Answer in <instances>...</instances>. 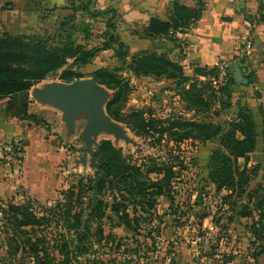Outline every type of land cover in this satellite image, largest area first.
Instances as JSON below:
<instances>
[{
  "label": "rangeland",
  "instance_id": "374dc122",
  "mask_svg": "<svg viewBox=\"0 0 264 264\" xmlns=\"http://www.w3.org/2000/svg\"><path fill=\"white\" fill-rule=\"evenodd\" d=\"M85 1L74 0L70 4L71 7L45 9V15L41 17L40 22L24 23L20 26L22 28L16 27L21 24H11L3 20L6 24L0 22V34L25 35L49 46L70 41L86 49L100 48L109 42L112 33L106 23L110 15L108 13L99 17H88L82 10ZM92 4L90 0V10H95ZM246 43H251V40L249 39ZM241 59L243 60L241 57L234 60L235 64ZM70 62L71 60L68 64ZM223 63L231 73L232 65ZM237 65L240 67L239 64ZM61 71L47 76L33 86L30 90L31 94L33 90L42 89L50 84H67L59 79ZM121 76L128 79L130 84L126 99L121 103L122 105H119L121 106L119 113L122 117H126L133 110L142 113L151 112L156 118L176 116L179 113L187 118L192 116V112L185 110L179 88L177 89L172 81L163 77H147L135 81L132 75L122 73ZM223 86L214 88L218 90ZM108 92L110 93L109 101L113 92L110 90ZM29 96L32 98L33 95ZM174 96H178L183 103L181 111H178L177 106L173 104ZM5 102L6 100H1L0 103V118L16 119L13 124L16 123L17 126L22 124L27 127L28 122L32 123L28 126L33 129H38L39 126L44 128L47 132L46 139L52 137L51 131L54 125L47 117L45 118L44 112L39 116L32 115V119L15 118L7 114L9 112ZM34 102L38 108H45L51 112V106L36 100ZM213 113L214 111L211 110L206 116L209 115L214 122L223 124L229 119V113L226 110L221 111L219 116ZM114 121L122 132V138L116 139L113 134L100 131L93 137L94 150L102 140H109L116 148L121 149L123 156L129 162L140 165H148L153 162L152 160L158 164L173 162L174 173L167 189H164L163 195L155 200L152 207H145L144 211H140V208L135 209V205L131 202L128 204L131 228L124 225L111 226V222L117 224L118 219L107 210L100 221L103 234L88 237L87 242L92 246L89 253L83 255L80 261L96 260L99 264H231V261L234 264H257L256 259L260 258L259 253L264 246V220L259 221L261 216H264V208H257L258 199L256 198L248 201L247 194L258 189L261 197L264 192L262 155L249 156L246 168L250 182L246 186L245 193L236 197L227 189L216 191L215 186L207 179L209 156L213 150L201 149L200 146L205 144L186 141L178 147H173V142L169 141L165 135L159 137L154 134L152 138L141 137L133 133L126 124ZM85 124L86 116L81 115L76 121L74 136H67L68 132L64 127L65 130L62 133L64 136L54 139L53 145L63 144L74 153L75 158L74 162H52L42 168L45 172L43 177L46 180L47 189H42L41 192L34 189L35 174L27 173L23 162H19L24 153V136H12L1 140L0 149L6 142H12L15 143L18 154L15 156L16 160L11 163L5 162L0 154V207L6 208L10 203L21 205L30 199L34 201L39 216H42L47 212L46 208L65 203L69 193H75L80 195V203L76 206L82 209L81 222L83 225L86 221L88 222L87 204L89 200L94 204L98 199L94 186L99 175L90 166L88 155L86 162H80L81 149L84 145L69 141L77 138V135L84 130ZM62 125L65 126L63 122ZM158 138H161L159 142ZM237 164L240 169L244 168L242 159L238 160ZM161 177L149 175L153 181ZM102 198L104 202L111 203V197L103 196ZM133 209L136 214L133 213ZM244 209L248 215H241ZM202 215L205 217L201 219ZM135 218H137L136 222ZM256 223L259 226L256 227L258 236L251 234V227ZM55 224L52 221L50 225L42 226L36 231V235L44 241L47 254L55 242ZM89 225L92 226L90 228H95L98 223H89ZM2 227L0 213V259L6 257ZM240 243L242 245L238 247ZM255 255L256 258L253 257ZM23 264L32 263L25 259Z\"/></svg>",
  "mask_w": 264,
  "mask_h": 264
},
{
  "label": "trees",
  "instance_id": "16d2710c",
  "mask_svg": "<svg viewBox=\"0 0 264 264\" xmlns=\"http://www.w3.org/2000/svg\"><path fill=\"white\" fill-rule=\"evenodd\" d=\"M201 7V4L195 9L176 5L173 19L167 22L151 20L145 35L160 38L166 44L173 43L177 48V39L170 32L178 28L184 31L190 21L199 18ZM82 10L88 17L109 13L106 23L112 33L109 42L102 47L86 49L70 41L49 46L25 35L0 34V101L6 100V109L9 112L7 114L15 118L32 119L33 116L28 114L29 91L59 70H62L59 79L67 83L81 78H93L99 85L113 92L112 98L106 104L108 116L126 124L138 136L152 138L154 134L159 137L165 135L173 142V147L186 141L203 145L217 138L220 147L210 153L207 179L215 186L216 191L227 189L236 197L244 194L250 182L246 163L256 146V125L252 114L245 106L237 103L235 119L222 124L214 122L209 115L206 116L211 110L214 111L213 115L219 116L221 111L231 108L230 87L234 84L233 71L229 73L224 86L215 90L213 81L217 77L216 66L196 68L194 77L190 78L185 75L183 67L170 59L167 53H130L119 35L118 20L113 10H90V0L84 2ZM106 51L108 54L100 56L99 53ZM69 60L71 62L68 64ZM236 63L244 70L245 59ZM64 66L67 67L62 69ZM122 73L135 78L163 77L172 81L179 88L185 110L193 115L189 118L183 114L156 118L151 112L133 110L126 117H122L119 105L126 99L130 87L128 79L121 76ZM199 77H204V80H199ZM262 126L264 141V115ZM160 140L158 138V142ZM95 157L108 180L98 183V199L94 204L91 200L87 204L88 222L84 225L81 222L82 209L76 206L80 203V195L75 193H69L65 203L46 208L47 212L42 216H39L34 201L30 199L21 205L10 203L6 208L0 207L3 245L6 247V257L0 259V264H23L25 259L32 264H99L96 260L82 262L80 258L91 249V243L87 242L88 237L103 234L100 221L105 212L108 210L118 219V223L111 222V226L124 225L131 228L128 204L131 202L140 211H144L145 207H152L155 200L163 195L164 189H167L174 173L173 162L158 164L152 160L148 165L129 162L121 149L116 148L109 140L99 143ZM240 159L244 162L243 169L237 164ZM150 174L162 177L153 181L149 178ZM259 191L255 189L248 193L247 199H258L257 208L263 209L264 192L260 197ZM103 196L111 197V203L104 202ZM241 215H248L246 209ZM204 217L202 215L201 219ZM261 219L264 220V216H261L260 222ZM52 221L56 223L55 242L47 254L44 241L36 235V231L42 226L50 225ZM94 222L98 226L90 228L92 226L89 223ZM256 227H259L258 223L251 227V234L258 236ZM259 254H264V246ZM253 257L256 258V255Z\"/></svg>",
  "mask_w": 264,
  "mask_h": 264
},
{
  "label": "crops",
  "instance_id": "0c3cea01",
  "mask_svg": "<svg viewBox=\"0 0 264 264\" xmlns=\"http://www.w3.org/2000/svg\"><path fill=\"white\" fill-rule=\"evenodd\" d=\"M74 0H0V22L4 21L22 28L28 22H40L45 9L71 7ZM95 10H113L118 20V32L128 46L130 53L152 51L167 53L170 59L183 67L186 76L193 78L196 68H211L219 62L235 64L238 58L245 59L243 76L248 85L233 84L230 87L232 106L226 111L228 120L235 119L237 103L250 110L256 128V146L249 156L262 155L264 158V141L262 116L264 115V0H92ZM202 5L198 19L190 21L188 27L177 37V48L173 43H164L160 38L145 35L151 20L167 22L175 17V6L195 9ZM4 20V21H3ZM251 23V24H250ZM6 24V23H5ZM250 24V25H249ZM251 40V47L246 48V41ZM174 48V49H173ZM105 56L108 51L99 53ZM251 78V82H249ZM140 78H135L138 81ZM204 80V77H199ZM149 81V80H148ZM166 92V91H165ZM29 95L31 92L29 91ZM30 97V96H29ZM28 114L39 116L45 113L55 126L52 137L46 139L44 128L24 127L13 124L14 120L0 118V141L12 136H24V150L19 162H23L27 173L34 175V189L46 190L43 169L52 162H74V153L62 145L55 144L54 139L64 136V127L59 111L51 112L38 108L29 98ZM173 104L181 111L183 103L178 96L172 98ZM1 103V101H0ZM180 114V113H179ZM44 115V114H43ZM193 115V113H192ZM185 116V115H184ZM5 128V131H4ZM66 128V127H65ZM69 136V135H67ZM67 138V137H66ZM68 140V138H67ZM78 144L75 138L69 140ZM72 144L73 147L75 145ZM201 149L215 150L220 147L219 140L211 139L200 146ZM257 163V162H256ZM35 167H34V166ZM38 165V166H37ZM28 176V174H27ZM242 244H238L240 247ZM234 253H236L234 251ZM257 264H264V254L256 259ZM231 264H234L231 261Z\"/></svg>",
  "mask_w": 264,
  "mask_h": 264
},
{
  "label": "water",
  "instance_id": "95a60500",
  "mask_svg": "<svg viewBox=\"0 0 264 264\" xmlns=\"http://www.w3.org/2000/svg\"><path fill=\"white\" fill-rule=\"evenodd\" d=\"M233 81L237 85H248V80L237 64L233 65ZM31 95L32 100L51 106L61 113V121L65 124L68 135L74 136L76 121L81 115L86 116L84 130L77 135L75 141L84 145L80 162H86L88 155L90 166L98 172L99 177L94 186L97 192L98 183L108 179L95 157L93 137L101 131L113 134L116 139L122 138L121 130L104 108L110 98L108 89L93 78H81L67 84H50L42 89H35Z\"/></svg>",
  "mask_w": 264,
  "mask_h": 264
},
{
  "label": "built area",
  "instance_id": "2783aa9c",
  "mask_svg": "<svg viewBox=\"0 0 264 264\" xmlns=\"http://www.w3.org/2000/svg\"><path fill=\"white\" fill-rule=\"evenodd\" d=\"M183 32L182 28H178L175 30H172L170 32V35L173 37H177L179 36L181 33ZM248 42V41H247ZM251 47L250 43H246V48L249 49ZM217 68V77L216 79L213 81V86L215 88H218L219 86H222L226 83L228 77H229V71L227 69V66L222 63L219 62L216 65ZM15 143L12 142H6L5 144H3L0 149V154H1V158L7 162V163H11L14 162L16 160L15 156L18 154L17 152V148H15Z\"/></svg>",
  "mask_w": 264,
  "mask_h": 264
}]
</instances>
